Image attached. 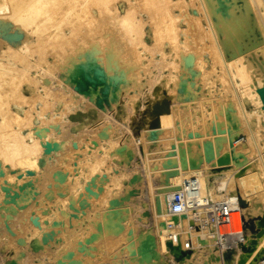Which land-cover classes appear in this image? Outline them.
<instances>
[{"label":"rangeland","instance_id":"obj_1","mask_svg":"<svg viewBox=\"0 0 264 264\" xmlns=\"http://www.w3.org/2000/svg\"><path fill=\"white\" fill-rule=\"evenodd\" d=\"M80 1L73 0L74 6L70 7L59 3L52 5L48 0H6V5L0 6V73L6 80L2 84L5 85L2 89V94L5 95H0V264H61L59 246H63L62 234H55L45 249L41 243L46 229H55L48 222L50 215L57 209L53 205L57 196L53 193L63 190V199L69 201V198L78 197L83 187L90 185L89 181L93 182L92 178H98L101 182L97 197H91L89 207L84 208L81 223L88 224V227L79 238L82 239L87 232H93L96 238L91 244L88 259L81 264H124V260H128V250L132 247L133 240L137 241L145 233L154 230L151 194L156 188L154 175L159 167L157 164L163 156L168 155L165 153L176 140L179 143L180 140L196 143L199 138L210 141L212 126L216 124L220 128L224 127V109H237L240 104L249 113L247 121L255 143L253 157L258 154L264 157V0H223V3L221 0H214L215 3H211L210 7L212 4L216 6V2L217 5L220 4L221 8L216 6L218 8L215 7V10L223 9L222 14L219 10L217 12L218 15L221 14V18L224 15L221 21L225 23V28L217 36L214 30L211 31V27L207 29L210 26L207 22L210 18L209 24L212 19L216 21V16L210 15L208 21L205 19L203 10L207 9L200 3L202 0H197L199 4L192 0L195 7H201L198 11L188 3L190 0H90L87 3L89 14L86 18L78 6ZM232 10L235 11L232 13ZM195 17H199V23L208 30L209 36L204 41L196 35L199 29L195 26ZM163 19L174 28L172 33L163 30ZM218 25L223 26L222 22ZM214 40L220 47V55L212 46ZM221 41L225 43L223 47ZM205 42L209 43L207 49ZM189 54L193 58L192 63L191 60L186 62L187 67L184 58ZM88 63L92 65L91 68ZM237 67L241 68L242 77L236 72ZM89 68L94 75H89ZM72 72L75 73L74 77L78 74V78H83L84 81H79L77 77L73 81ZM88 76H91L90 79L93 76L96 80L87 79ZM87 83L90 84L88 90L95 88L91 95L84 92L85 87H89ZM187 101V108H180L182 112L175 109ZM86 111H89V115L85 114ZM78 115L83 125L72 131ZM156 118L159 119L158 124L154 122ZM172 123L176 125L175 128L171 127ZM189 123L196 126L195 131L199 132L197 137L194 135L196 132L189 134ZM154 128L155 134L152 131ZM38 130H41V135L65 142V147L62 153L50 159L47 166L38 163V168L31 169L35 171L31 173L36 175L38 172L36 176L39 175L37 184L32 185L37 186L36 189L29 183L23 187V184L17 183V188L14 185L17 178L30 174V169L20 171L15 162H12L13 154H19V151L21 153L26 148L28 150L27 144L30 142L26 140V136L30 131L37 134ZM150 132H153L152 135ZM191 136L196 140H191ZM39 140L42 142L44 139ZM235 140L238 145L247 143V135L243 129L236 133ZM42 144L45 148L44 143ZM146 153L147 157L144 155ZM151 158L154 163L151 162L153 160L150 161ZM146 163L149 168L147 172L143 169ZM90 164L96 166L93 173V170L88 169ZM149 170H153L151 177ZM133 171L137 173V178L133 181L130 179V182ZM245 171L246 169L241 170L236 176L244 175ZM55 172L58 174L54 175ZM60 174L63 179L59 178L62 180L54 183ZM75 175L79 177L75 178ZM250 175L251 173L245 180L248 181ZM49 176L50 181L47 180ZM113 176L122 177L119 179V187L122 186L117 191L110 182H105L106 177ZM231 182L233 186L235 180L232 179ZM249 184L246 186L252 188L253 185ZM11 186L16 189L10 188ZM25 188L28 192L23 191ZM6 190H13L12 193L19 194L15 196L22 197L21 200H16L21 207L18 213L7 207ZM255 191L252 190L251 193ZM48 192L51 198H45ZM115 193L123 218L120 217L121 220L118 221L122 225L121 232L111 231L113 229L109 227L105 230L108 226L106 224L113 223L109 222L106 207H109L112 194ZM253 195L245 198L241 207L248 208L251 201L248 199ZM43 199L55 202L49 209H45L48 204ZM3 204L5 205L1 206ZM49 213L51 214L48 215ZM107 218L109 223L105 222ZM245 220L249 223L246 229L250 230L253 226V231H250L254 232L253 224L257 220L254 212L246 211ZM210 228L212 233V227ZM115 232L116 236L119 233L120 240H115ZM53 238L58 239L60 245ZM70 238L68 236L69 240L65 243L74 244V236ZM157 240L165 263L178 264V259L166 250L160 239ZM185 242L190 245V250L181 254L192 255V241L186 239ZM54 255L59 256L56 259ZM259 256L260 261L264 260L263 255ZM85 257L86 255L79 260H85Z\"/></svg>","mask_w":264,"mask_h":264},{"label":"bare ground","instance_id":"obj_2","mask_svg":"<svg viewBox=\"0 0 264 264\" xmlns=\"http://www.w3.org/2000/svg\"><path fill=\"white\" fill-rule=\"evenodd\" d=\"M89 1L90 0H81L80 3L78 4V6L81 9L82 14L84 15L85 18L88 17V14H89V12H88L89 10L86 9L87 3ZM92 1H94V0H92ZM95 1H100V0H95ZM213 1L214 0H202V2H200V3L204 4L206 9H207L206 11L202 9L204 11L203 14H204L205 19L207 21H208V19H209L208 17L210 15L216 16V21L214 19H212V23L209 24V22H211V18H210V21L207 22L208 25H210V26H208V27L206 26V27H207V29L211 27L210 28L211 31L214 30V32L217 36L219 33L222 32L221 30L223 28H225V25H224L225 23L223 24V21H221V19H223L224 15L222 18L220 16L223 13V9L222 10L218 9L221 13V14L219 13L220 15H218V12H217L218 10H215V7L219 6L220 4L217 5V2H216V4H215L216 6H214L212 4V6L210 7L211 3H215V1L214 2ZM218 1H220V0H218ZM222 1L223 0H221L220 2L223 3ZM224 1H226V0H224ZM5 2H6V0H0V6L5 4ZM32 2H34V0H32ZM44 2H46V1H44ZM48 2H50L52 5H57L59 3V4H63V5L67 4L70 7L74 6L73 0H48ZM226 2H224V4L228 5V3H226ZM188 3H190L191 7L194 10L198 11V8L200 6L198 8L195 7L196 5H194L192 0H190V2L188 1ZM198 4H199V2H198ZM224 4H222V5H224ZM204 5H202V7ZM42 6H44V5H42ZM213 6H214V8H213ZM229 6H230V4H229ZM7 8H9V7H7ZM35 8H37V7H35ZM217 8L218 7H216V9ZM228 8L230 10L231 6ZM232 9H233V7H232ZM235 9H237V8H235ZM36 10H38V9H36ZM234 11L235 10H232V13ZM80 14L81 13L79 11L78 15H80ZM235 18H232V19H235ZM39 19H41V18H39ZM226 19H228V18H226ZM48 20H49V17H48ZM241 20H243V19L241 18ZM234 21H236V20H234ZM120 22H122V21H119V23ZM166 22L167 21L165 19H163V30L165 32L172 33L174 31V28H172ZM195 22H196L195 26L199 29V31L197 32L196 35L198 37H200L201 40L204 41V38H206V36H209V33L207 32L209 29L206 31L205 26L199 23L200 22L199 17H195ZM221 22L223 25V26H221L222 28L218 25ZM233 23H235V22H233ZM0 27H2V26H0ZM225 36H227V34H225ZM210 40H211V38H210ZM207 42L204 43V46L206 47V49H207L208 44H209ZM21 45L23 46V44L20 43V46ZM210 45H212V43H210ZM221 45H222V47L225 45L224 41H221ZM212 46H214V50L216 49V52L218 51V55H220L221 54V53H219L220 47L215 42V40H214ZM4 48L6 49V47H4ZM238 50H239V52L241 51L239 45H238ZM205 53H207V52L205 51ZM208 54L210 55V52H208ZM215 55H217V53H215ZM190 56L191 55L189 54V56L184 58L185 60L183 59L185 61V66H187L186 62L188 63L193 58V56L192 57H190ZM215 58H216V56H215ZM184 61H183V63H184ZM190 63H192V60ZM222 63L224 64L223 60H222ZM88 64L90 66V63H88ZM91 64H93V63H91ZM224 66L226 67L225 64H224ZM86 67L88 69V66H86ZM91 67H92V65L90 66V68ZM95 67L98 68L97 66H95ZM78 68H79V66H78ZM82 68H83V66H82ZM83 69H81V70L83 71ZM185 69L186 68H184V70ZM192 69H194V68H192ZM195 70H198V69L195 68ZM78 71H80V70L78 69ZM78 71L76 73L79 74ZM82 71H81V73H82ZM90 71H91V69H90ZM74 72H72L73 74H71V75H73V77L75 75ZM86 72H88V71H86ZM185 72H187V71H185ZM236 72L240 73L239 74L240 77L243 76L241 73L240 67L236 68ZM90 73H89V75H94L93 72H92V74H90ZM78 74H76L77 76L74 77L73 81H75L76 77L77 78H78V76L80 77V75H78ZM81 77H82V74H81ZM88 77L89 78H87V79H90L91 76H88ZM0 78H1L0 79V95H5V93L2 94L3 93L2 89H3V87H5V85L3 86L2 84L6 80L3 76V74H1V73H0ZM92 78H93V76H92ZM194 78H196V77L194 76ZM194 78H193V81H194ZM80 79H82L84 81L83 78H80ZM80 79L78 78L79 81H81ZM12 80H14V79H12ZM90 80H88V81H90ZM93 80H96L95 77L93 78ZM100 80H101V78H100ZM76 83H77V81L75 82V84ZM88 83H87V85H88ZM93 83H96V82L93 81ZM180 84H182V83H180ZM99 85H101V84H99ZM93 86H95V85L93 84ZM231 86H232V89L235 90V87H233V85H231ZM77 87H78V85H77ZM181 87L183 88V84ZM262 87H264V85H262ZM85 88L86 89L84 90V92L86 94H90V95H91V93L94 92L93 90L95 89L93 87L94 88L93 90H88L90 88V86L85 87ZM184 89H185V85H184ZM79 91H80V89H79ZM80 94H82V92ZM187 103H188V101L184 102L185 105L183 104L180 106H176L175 109L176 108L177 109L187 108V106H188ZM180 104H182V102ZM182 109H180L181 110L180 112L183 111ZM184 111H185V113L187 112L186 110H184ZM82 112H85V111H82ZM88 112L85 114H88ZM93 113H95V112H93ZM222 113H223V117H224V124H223L224 127L220 128L216 124L214 126H212L210 134H209L212 136V137L210 136L211 137L210 141L202 140L201 138H199L200 137L199 136L198 138L200 140L196 143H192L193 141H189V143H186V142H184L185 140L182 138L184 140L183 141L184 144H183V142L181 140H180L181 143H179L178 140L174 139V140H176V141H174V143L175 142L176 143L175 144L173 143L174 145H170V148L165 153L168 155L163 156L164 158L163 159L161 158L162 160H160V163L157 164V166H159V167L157 168L156 174L155 175L153 174L155 176L154 179L157 181L156 186H155L156 188L153 190L154 193L151 194V192H153V191L150 192V194L152 195V200H151L152 201V203H151L152 212L151 213L153 214V218H154V222H153L154 223V230L151 233L150 232L145 233L137 241L133 240L134 243L133 244L131 243L132 245L129 244V246L131 245L132 247L131 248L128 247L130 249V250H128L129 256H128V260H124V264H166L164 259H163V256H162L160 247L158 245L159 243H158L157 239H160L162 241L163 245L165 246L166 250H168L172 255L175 256V258L178 259V264H260L261 261H260L259 255L264 256V157L258 153H257L258 155H256V157H253L254 156L253 145L255 148V143H254V137H253V133L251 131L250 124L247 121V115H249V113H246V111L243 110V108L240 106V104H239V107L237 109H231V108L224 109V110H222ZM79 115H78V118L76 120L77 122L75 123V125L72 126V131H75L76 127L83 125ZM93 116H92V118H93ZM81 117H83V116H81ZM87 117L88 116L85 117L86 120L89 119V117H88V119H87ZM84 122H86V121H84ZM154 122H156L158 124L159 119L156 118ZM237 125L239 126V129L240 130L243 129V132H245L247 135V143L246 144L238 145L237 144L238 142L235 140L236 133L239 131V129L237 130ZM175 126L176 125L174 123H172L171 127L175 128ZM188 126H189L188 127L189 134L193 135L196 132L195 131L196 126L195 127L192 126L191 123H189ZM199 126H201V125H199ZM143 127H146V126H143ZM180 128L182 129V127H180ZM141 131L144 132V130H141ZM152 131L154 132V134L156 133L155 128ZM153 132H150V134ZM207 132H205V134ZM146 133H148V132H146ZM159 133H160V131H159ZM198 133L196 132L194 134L195 137L198 136ZM174 134H175V132H174ZM148 135H149V133H148ZM200 135H201V132H200ZM10 137H11V135H10ZM34 137H36V138H34ZM149 137H150V135H149ZM154 137H155V135H154ZM159 137L160 136H158V138ZM179 137H181V135ZM185 137H187V136H185ZM191 137H190V139H191ZM39 138H43L44 140H42V142H40ZM187 138H189V137H187ZM193 138H194V136L192 137L191 140H193ZM2 139H4V138L2 137ZM194 139L196 140V138H194ZM5 140H7V139L5 138ZM26 140H28V142H30V144H27L29 149L28 150H26L27 148L23 149V152H21V153L19 150H17V151H19V154H17V153L13 154V158H12L13 161L12 162L13 163L15 162V165H17V168H20V171L21 170L22 171H29L27 169H30V174H28V175L24 174V177H21V176L18 177L17 178L18 180L16 179L17 180L16 184H14V185H16L15 187H17V183L23 184L22 187L24 185H28V183L31 185V187L34 186V183L37 184V182H38L37 179L39 178V175L38 176H36V175L38 172L36 171L37 172L36 175H34L31 172L34 171L35 168L39 167L38 163H40L41 166L42 165L47 166L49 164L48 162L50 161V159L55 158L57 155L62 153L63 148L65 147V142L64 143H63V141L60 142V140L56 139L55 137H50V136L47 137L46 135H41V130H38L37 134H32L30 131L26 136ZM186 140L188 141V139H186ZM13 141H16V140L13 138ZM177 141H178V143H177ZM7 142H8V140H7ZM12 143H14V142H12ZM42 143H44L45 148H43ZM14 144H16V143H14ZM73 147H74V145H73ZM5 148H7V147H5ZM256 149H257V147H256ZM7 151H8V149H7ZM9 151H11V150H9ZM256 152H258V151H256ZM254 153H255V151H254ZM93 155L91 157H93ZM144 155L147 157V153ZM150 156H152V155H150ZM83 157H86V156H83ZM5 158L6 157H4V159ZM81 158H82V156H81ZM88 158H90V157H88ZM143 158H144V156H143ZM78 159H79V157H78ZM84 159H86V158H84ZM145 159L146 158H144V160ZM7 160L8 159H6V161ZM151 160H153V161H151ZM9 161L11 162V160H9ZM150 161L153 163L155 162L154 159H152V158L150 159ZM79 162H80V160H79ZM10 164H11V166H13L12 163H10ZM82 164H85V163L83 162ZM147 165H148L147 163L143 165V169L146 170V172L149 169L147 167ZM78 166H79V164H78ZM97 167H98V165H97ZM31 169H34V170L31 171ZM88 169H89V171L93 170V171H91L93 173L94 170L96 169V166L90 164L88 166ZM243 169H246L244 175L236 176V174ZM76 170H75V172H76ZM151 171L153 172V170H151ZM151 171H150L149 177H151V174H152ZM154 172H155V170H154ZM34 173H35V171H34ZM62 173H64V172H62ZM76 173L78 174V170ZM95 173H97V172H95ZM250 173H251V175H250L251 178H249L248 181L245 180L246 179L245 177L247 175L249 176ZM55 174H58V173L55 172L54 175ZM136 174L137 173H135L134 171H133V173L131 172V177L129 178V181H130V179L132 181L135 180L137 178ZM61 176L62 175L60 174V176L54 180V183H56L55 181H57V183H59L63 179V177H61ZM71 176H73V175H71ZM76 176L77 175H75L74 177L75 178L79 177V176L78 177H76ZM102 176H103V174H102ZM117 176H120V175H117ZM50 177L51 176L47 177L48 178L47 180L50 181V179H49ZM10 178H12V177H10ZM59 178H62V179L60 180ZM120 178H122V177H120ZM120 178H116V176L106 177L105 182L106 183L110 182L109 184H111L112 188H115L117 191V189H119L122 186L121 185L119 187V185H120L119 179ZM152 178H153V176H152ZM97 179L92 178L93 182L89 181L90 185L87 184V186H86L84 184L85 187H83L84 189L79 194V196L78 197L77 196L72 197V195H71L72 198H69V201L67 199H65V200L63 199L64 194H65V193L63 194V190L61 192L59 191V193H57L58 195L56 194L55 191H54L55 193L52 192L53 194H55L57 196L56 197L57 199H55L56 203H53L54 200L52 202H50L49 200H51V199H48L47 201L45 199H43V200H45L44 203L48 204V205H45V209H49L51 207L52 203L57 209H56V212L54 214H52V216L50 215L51 213L48 214V215H50V219L47 218L48 222H51L49 225H51V226L54 225L55 229H51V228L46 229L45 233L42 236V242L41 243L43 245V248L45 249V247L48 244H50V242H52V237L55 234H57V235L62 234L61 236H63V237L60 236L61 238H63V242L61 240V242L63 244L62 248H61V245L57 241L58 239L53 238L54 239L53 241L56 240L57 243L60 245L59 248H60V253H61L60 255H61V260H62V261H60L61 264H81L82 261L84 262L88 259V256L91 252L90 247H92L91 244H93V241L95 240L94 238H96L95 234L93 232L91 234H89L90 232H87V234L82 239H80L79 237L84 235L85 232L87 231L88 224L85 225V224L81 223V221H83L84 208H88L90 205L89 199L91 197H97L96 193L98 191V185L100 184L99 182H101V180H97ZM232 179L235 180L233 186L231 185ZM72 180H74V179H72ZM89 180H90V178H89ZM190 180L196 181V184H197V192H196L197 206L188 207L190 209H186V211L184 213H181L175 217H169L168 213H167V201L169 199L170 194L179 190L185 182H188ZM72 182H74V181H72ZM248 183H250L249 184L250 186L253 185L252 188H248L246 186V184H248ZM21 184H19V185H21ZM56 185H58V184H56ZM76 185H78V184L76 183ZM12 186L10 188L16 189V188H13ZM59 186H60V184H59ZM71 186L73 187V185H71ZM35 187H37V186H35ZM35 187H33V189ZM61 187L62 186H60V188ZM72 187H70V188L72 189ZM17 188H19V187H17ZM52 188H53V185H52ZM151 189H152V187H151ZM24 190H27V189L25 188V189H23V191ZM65 190L67 191V188ZM73 190H74V188H73ZM252 190L253 191L256 190L255 193L254 192L251 193ZM2 191H3V189H2ZM6 191H7L8 195L5 196L6 200H7L5 202L7 205H9L7 207L8 208L10 207L9 209H11L12 211L15 210L16 213H18V211L21 210L20 209L21 207L16 202V200L18 198L17 196H19V194H14V192L12 193L11 191H13V190H11V191L6 190ZM6 191H4V192L6 193ZM15 191H17V190H15ZM30 191H29V193H30ZM21 192H22V190H21ZM27 192H28V190H27ZM117 193L112 194L111 202L109 201L110 203L108 204L109 207H106V208H108L107 211H108V215L110 217L109 222H113V223H109L108 218H107V220H105V222H107L109 224H106V226L107 225L108 226L107 227L105 226L106 227L105 230H107V228L109 227V228L113 229V230L110 229L111 231L121 232L122 231V225L118 221L123 219V218H122V212H121V210H119L120 209L119 203L116 200ZM25 194H27V193H25ZM49 194L50 193L48 192L47 197H45V198H49L51 196ZM252 194H254L253 197L248 199V201L251 200L249 207L248 208L241 207L242 202H244L245 198L249 197ZM15 195H17V196H15ZM30 195H31V193H30ZM24 197H26V196H24ZM21 198H18V199L21 200ZM61 198L64 201L61 200ZM236 198L239 201V208H238V211L233 213L231 216L232 224L234 226L235 231L239 230L240 217L245 219L246 211H250L251 213L254 212V215L257 218V220H255V222L253 224L255 227V231L252 232L253 230L252 231L246 230L245 242L241 248H228L227 251L222 252L221 247L218 245L217 241L212 237L213 232H214L213 227L211 225L207 226L209 224L208 206L216 204L218 202L233 201ZM22 200H24V199H22ZM40 200H42V199H40ZM49 203H50V205H49ZM4 205L5 204H3L1 206H4ZM105 205H107V204H105ZM104 215H105V213H104ZM104 215H103V217H105L107 214L105 216ZM120 217H121V219H120ZM45 223H47V222H45ZM103 223H104V220H103ZM197 225H201V227H198ZM210 227H212V233L210 231L211 230ZM102 231H104V230H102ZM222 231H223V229H221V232ZM131 232H133V231H131ZM111 233L113 234V232H111ZM116 233L117 232H115V236H114V238H116L115 240H120L119 233L117 234V236H116ZM68 236H70L71 238L74 236V238H72V239H74L73 240L74 244L68 243V242L65 243V241L69 240ZM186 239H190L192 241V245H193L192 255L181 254V252L184 251V248L186 246V242H185ZM76 244L78 245L79 249H76V248H78ZM42 245H41V247H42ZM55 246H56V244H55ZM75 246H76V248H75ZM59 248L57 247L58 250H59ZM215 248H217L218 250H216ZM48 249H50V247ZM58 250H57V252H58ZM47 252H49V251L47 250ZM85 255H86L85 260L84 259L79 260L80 258L84 257ZM57 256H59V255H57ZM57 256H55V258ZM48 258H49V256H48Z\"/></svg>","mask_w":264,"mask_h":264},{"label":"built area","instance_id":"obj_3","mask_svg":"<svg viewBox=\"0 0 264 264\" xmlns=\"http://www.w3.org/2000/svg\"><path fill=\"white\" fill-rule=\"evenodd\" d=\"M197 184L196 181L190 180L185 182L182 187L170 194L167 201V213L169 217H175L184 213L188 207L197 206L196 203ZM239 201L234 199L229 202H218L208 206L209 225L213 227L212 237L221 247L222 252L228 248H241L245 242L246 228L249 226L248 220L240 217L239 230L235 231L232 224V214L238 211ZM171 225V224H170ZM201 227V225H197ZM221 229L223 231L221 232ZM190 245L186 244L184 251H189ZM260 264H264L261 260Z\"/></svg>","mask_w":264,"mask_h":264},{"label":"water","instance_id":"obj_4","mask_svg":"<svg viewBox=\"0 0 264 264\" xmlns=\"http://www.w3.org/2000/svg\"><path fill=\"white\" fill-rule=\"evenodd\" d=\"M251 229L253 230V226H251ZM251 229H250V230H251Z\"/></svg>","mask_w":264,"mask_h":264}]
</instances>
